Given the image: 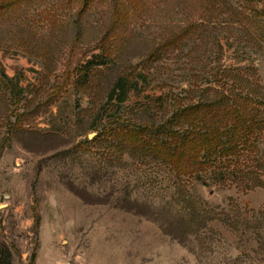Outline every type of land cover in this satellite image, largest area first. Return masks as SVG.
<instances>
[{"label": "rangeland", "instance_id": "1", "mask_svg": "<svg viewBox=\"0 0 264 264\" xmlns=\"http://www.w3.org/2000/svg\"><path fill=\"white\" fill-rule=\"evenodd\" d=\"M81 2L18 0L0 27V69L18 86L0 84V242L12 264H264V189L241 193L194 180L186 191L201 211L191 215L194 205L167 168L99 135L109 120L159 124L167 110L154 99L169 100L193 82L203 87L218 67L253 68L264 89V26L249 43L228 18L213 20L205 44L183 45L117 105L106 99L117 75L182 25L196 0H95L85 12ZM115 9L128 25L88 94L75 85L85 70H73L80 57L99 53L92 50Z\"/></svg>", "mask_w": 264, "mask_h": 264}, {"label": "trees", "instance_id": "2", "mask_svg": "<svg viewBox=\"0 0 264 264\" xmlns=\"http://www.w3.org/2000/svg\"><path fill=\"white\" fill-rule=\"evenodd\" d=\"M23 1L31 4L35 0ZM94 1L82 0L81 11L93 6ZM243 1L246 5L243 8L235 4L239 10L230 1L223 0H196L195 5L187 6L182 25L164 31L139 64L117 75L106 93L107 101L123 105L138 85L153 81L150 80L153 73L163 69L166 61L175 57L183 45L192 41L205 44L210 38L213 20L228 18L229 23L237 26L249 43H253L262 35L259 29L264 26V7L257 9L252 0ZM17 2L0 0V27L8 23L10 7ZM126 25L128 18L124 12L115 9L104 36L92 50L99 53L92 54L90 60H85L84 56L77 60L73 71L84 69L85 73L82 79L77 77L76 86L88 94L94 92L98 86L96 75L100 67L114 61V50L121 47L117 41L118 29ZM71 67L72 62L68 60L67 69ZM212 78L203 87L193 82L189 89L170 96L169 100L154 99L157 110H167L164 114L167 118L159 124L136 125L109 120L108 128L106 126L99 134L118 142L124 152L141 160L151 159L167 168L178 188L188 197L187 203L194 205L188 208L191 215L201 211L186 191L194 180H208L241 193L264 189V89L256 71L250 67H218ZM0 84L7 90H18L14 80L7 78L1 69ZM51 96L54 98L55 94L47 95L45 100L50 104L54 102ZM260 215H264V211ZM0 264H12L11 249L3 242H0Z\"/></svg>", "mask_w": 264, "mask_h": 264}, {"label": "crops", "instance_id": "3", "mask_svg": "<svg viewBox=\"0 0 264 264\" xmlns=\"http://www.w3.org/2000/svg\"><path fill=\"white\" fill-rule=\"evenodd\" d=\"M52 257V258H51ZM50 259L54 262V257L53 255H50ZM40 263V259L38 258L37 261H36V264H39ZM50 264H53V263H50Z\"/></svg>", "mask_w": 264, "mask_h": 264}]
</instances>
